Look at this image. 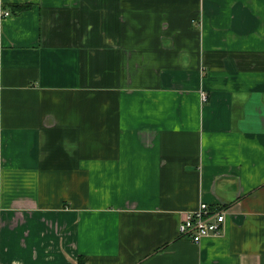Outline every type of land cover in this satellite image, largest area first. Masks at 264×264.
<instances>
[{
  "label": "crops",
  "instance_id": "crops-1",
  "mask_svg": "<svg viewBox=\"0 0 264 264\" xmlns=\"http://www.w3.org/2000/svg\"><path fill=\"white\" fill-rule=\"evenodd\" d=\"M0 11V264H264V0Z\"/></svg>",
  "mask_w": 264,
  "mask_h": 264
},
{
  "label": "built area",
  "instance_id": "built-area-1",
  "mask_svg": "<svg viewBox=\"0 0 264 264\" xmlns=\"http://www.w3.org/2000/svg\"><path fill=\"white\" fill-rule=\"evenodd\" d=\"M8 11H0V18L10 17ZM203 102L208 100L205 93H201ZM2 87H0V143L2 136ZM229 211L224 207H211L201 202L196 210L185 212L179 224L180 236L200 245L205 239L222 236L226 228Z\"/></svg>",
  "mask_w": 264,
  "mask_h": 264
},
{
  "label": "trees",
  "instance_id": "trees-1",
  "mask_svg": "<svg viewBox=\"0 0 264 264\" xmlns=\"http://www.w3.org/2000/svg\"><path fill=\"white\" fill-rule=\"evenodd\" d=\"M30 8L29 4H25V5H13L11 6V12L12 13H20V12H24L27 11ZM77 264H87V260L83 257H80Z\"/></svg>",
  "mask_w": 264,
  "mask_h": 264
}]
</instances>
